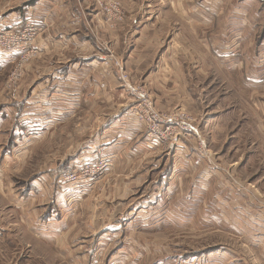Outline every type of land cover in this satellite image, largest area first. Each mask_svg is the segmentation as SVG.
<instances>
[{
    "label": "rangeland",
    "instance_id": "374dc122",
    "mask_svg": "<svg viewBox=\"0 0 264 264\" xmlns=\"http://www.w3.org/2000/svg\"><path fill=\"white\" fill-rule=\"evenodd\" d=\"M13 1L2 3L0 12L11 10L15 6ZM91 1L97 13L102 15L105 8L114 3L120 4L122 10V0ZM135 1L142 4L148 2ZM166 11L163 12L166 21L160 19L155 23L156 29L148 28L155 30V33L149 32L152 36L150 51L152 59L156 60L160 78H171L172 83L178 78L172 67L169 66L163 74L160 72L163 62L166 66L170 63L165 58L168 52L183 47L188 63L194 65L187 70L184 78L179 79L184 82V90L171 93L179 98V105L170 101L158 107L160 102L153 75L156 72L146 70L137 78L130 77V71L120 61L124 55L123 45L119 52L110 47L108 36L103 32L101 35L93 30V36L99 41L98 49L107 53L115 68L121 71L122 83L144 94L151 102L152 110L158 114L181 118L180 121L193 129V135L185 134L178 140L185 138L184 142L193 150L186 160L187 165L176 171L174 157H165V152L160 151L137 156L125 173L120 168L116 171V165L106 158L102 159L109 163V167L100 175L93 174L90 167L102 159L89 160L68 170L67 160L95 140L108 115L127 103H132L131 109L135 97L125 101L119 94L116 97L117 106L98 104L95 110L80 113L84 129H76V121L58 127L34 148L31 157L23 163L22 172H7L6 177L12 178V187L22 190L37 175L52 170L54 177L51 175L46 179L42 184L45 191L37 195L42 218H64L59 213V205L57 211L50 208L54 199L48 197L46 188L81 182L95 186L82 198L70 192L71 200L77 205L76 219L72 227L63 233L59 228L61 220L57 227L44 228L41 235L50 239L42 241L43 250L31 240L34 237L22 228L18 214L12 212L10 205L0 196V264H264V212L253 207L256 203H264V93L254 101L253 96L241 92L238 80V74L243 77L245 73H251L256 76L257 82H264V0H223L214 13V17L217 16L214 24L205 31L208 37L220 38L223 46L237 39V44L241 43L239 51L237 44L233 43V53L223 54L225 58H221L220 62L230 68L226 71L219 68L215 55L210 56L208 51L204 53L200 49L185 23L172 11ZM205 11L208 12L207 9ZM104 18L106 20V15ZM123 20L120 24L105 22L106 30L121 27L126 20L125 14ZM241 33L244 35L242 40L234 38ZM121 34L128 35L129 31L124 28ZM188 45L192 52L188 50ZM37 56L22 63V70L27 69L30 63L32 70L35 69L40 64L37 63ZM248 60L250 65L243 70L239 71L234 65L236 61L243 63ZM200 62L204 65L202 69ZM41 65H46V62ZM14 68L12 65L0 78V95L4 94L7 101L13 103L19 101L27 87V78L31 76L29 74L26 78L24 70L17 81V100L12 101L9 99L12 92L8 83ZM233 70L232 76L221 75ZM245 88L249 92L248 87ZM182 99L193 105V112L185 109L187 105L182 106ZM130 109L128 107L127 110ZM129 114L137 119L131 112ZM210 114L217 115L215 121L219 118L216 122L219 130L202 127ZM257 122H261L260 127ZM140 124L143 126V123ZM146 136L157 141L161 148L168 147V141ZM194 162L193 166L191 163ZM120 165H123L122 161L116 167ZM59 168L64 169L59 171ZM71 172L77 179L70 183L65 181V175ZM97 181L100 183L93 184ZM225 182L238 183V187L245 192H235L244 193L249 199L238 200L235 195L234 200H230ZM65 201L68 205V199ZM57 238L61 246H69L78 255L69 257L60 252L57 255L48 243L55 242ZM82 253H87V256L78 257Z\"/></svg>",
    "mask_w": 264,
    "mask_h": 264
},
{
    "label": "crops",
    "instance_id": "0c3cea01",
    "mask_svg": "<svg viewBox=\"0 0 264 264\" xmlns=\"http://www.w3.org/2000/svg\"><path fill=\"white\" fill-rule=\"evenodd\" d=\"M7 1L0 0V5ZM14 1L15 6L11 10L0 12V28L11 32H19L28 25L36 28L35 39L29 44V47L37 52L39 59H37V63L40 62V64L32 70L33 65L30 63L29 67L24 69L27 73L26 78L29 74L31 76H28L27 87L22 91L18 102H9L4 94L0 95V196L10 205L12 212L18 214L22 228L27 229L34 237H31V240L37 243V247L42 248V241H49L50 239L49 236L44 238L43 234L41 235L44 228L57 227L56 225L60 220L62 223L59 228L62 233L72 227V222L78 214L77 205L71 200L72 194L82 198L84 195L87 196L86 193L95 185L91 186L92 184L81 182L79 184L71 183L63 187L54 188L50 186L48 189L46 188L48 197L54 199L50 208L57 211V205H59V213L64 218H48L49 216L42 218L39 209L40 198L37 195L45 191L42 184L46 182V179L51 175L52 178L54 177L52 170L37 175L22 190L12 187V178L6 177L7 172L9 174L22 172V165L27 158L31 157L34 148L38 146L39 142L53 134L58 127L61 128L76 121V129H84L85 127L81 125L80 113L93 111L98 108L96 107L98 104L117 106L116 97L119 94L125 101L131 100L127 84L121 82V71L115 68L114 61L111 60L112 58H108L107 53L101 51L100 48L98 49L97 43L99 41L93 36V30L100 34L102 32L106 34L109 39L108 43L114 50L117 49L121 52L120 46L123 45L124 55L121 58L124 60L119 58L121 63L130 71V77L137 78L143 75L146 70L156 72L153 75L158 102H160L158 107H162L163 104L170 101L180 104L179 98L171 93L184 90V82L179 79L184 78L187 70L194 66L191 62L188 63L186 52L183 47H180L181 49L178 51L174 50L166 54L165 58L170 63L167 67L163 62L162 71H160L163 74L169 66L172 67L176 76L178 75L176 82L172 83L171 78L164 80L160 78L158 66L155 65L156 60L152 59L150 51L152 36L149 32L155 33V30H148V28L156 26L155 23L160 19L166 21L163 12L167 13L166 10H170L180 21H183L188 33L199 43L200 49L204 53L208 51L210 56L215 55L217 57L216 62L222 70L230 69L229 66H224L220 61L221 58H225L223 54L233 53L234 44H237L238 39L223 46L220 38L208 37L205 33L207 28L214 24L217 17H214V13L219 10L223 0H148L146 4L135 0H122L121 4L126 20L121 27L115 30L108 29V31L106 30L105 24L107 22L104 15L100 12L97 13L91 0ZM206 9L208 12L205 11ZM124 28L129 31L128 35L121 34ZM243 37L244 35L241 33V36L237 35L234 38L242 40ZM262 42L264 44V39ZM240 45L241 43L237 44L238 51ZM190 49L188 45V50ZM227 49L230 50L227 51ZM191 50L190 52H192ZM15 59L16 55L11 52L3 53L0 51V78H3L5 73L11 69ZM152 60L154 63H151ZM43 61L46 62V65H41ZM249 61H243V63L236 61L234 65L240 71L250 65ZM33 63L35 62L33 61ZM200 66L202 69L204 66L202 62H200ZM205 66L207 65L205 64ZM234 71L221 73V75L227 76L225 74H229L232 76ZM36 72H39L37 76L35 75ZM255 77L251 73H245L243 77L238 74L241 92L253 96L254 101L261 98L260 94L264 93V82L261 80L257 82ZM246 86L249 92H247ZM181 102L182 106L187 105V107L185 106L186 110L194 111L193 105L187 104L185 99H182ZM131 105L132 103H127L122 107L118 106L112 114L108 115L99 127L98 136L95 140L91 144H87L76 156L67 160L68 170L75 169L81 163L89 160L106 158L116 166L122 161L123 165L115 166L114 169L117 171L120 168L123 170L122 173H125L131 167L128 166L131 164L130 162L137 156L143 157L160 151L165 152V157L171 155L172 158L174 157L176 171L187 165L186 160L191 157L193 150L184 142L185 138L183 141L169 144L166 149L164 148L166 150L164 151L157 141L146 136L143 126L134 116L129 114L130 110L127 109L128 107L130 109ZM216 117V114L208 115L202 127L212 131L219 130L216 123L219 118L215 121ZM257 124L259 127L261 126V122H257ZM190 129L191 131L184 132L180 139L185 134L189 136V134L194 133L191 127ZM177 156L179 157L177 158ZM191 164L194 166L196 162ZM62 169L64 168H59V171ZM207 177L209 178V176ZM98 183L100 181L93 184ZM225 186L227 187L226 191L229 192L230 200H234L235 195L238 196V200L241 198L249 199L248 195L245 196L244 193L240 195L235 192V190L245 192L238 187V183L233 185L225 182ZM64 193L66 194L63 195ZM67 199L68 205L65 204ZM253 207L261 213L264 212V203H256ZM48 243L55 249L57 255L59 252L63 256L69 257L78 255L70 250L69 246H61L58 238L55 242ZM32 249L34 248L32 247ZM37 252L39 251L37 250ZM82 254L78 257L85 258L87 256V253Z\"/></svg>",
    "mask_w": 264,
    "mask_h": 264
},
{
    "label": "built area",
    "instance_id": "2783aa9c",
    "mask_svg": "<svg viewBox=\"0 0 264 264\" xmlns=\"http://www.w3.org/2000/svg\"><path fill=\"white\" fill-rule=\"evenodd\" d=\"M123 10V9H122ZM121 10V5L114 3V5L105 8L103 11L106 15V22L120 24L123 20L124 12ZM114 26V25H113ZM36 33V28L31 25L26 26L22 31L12 33L6 29L0 28V51L11 52L16 55L14 65V71L12 77L9 78L8 89L12 94L9 97L10 100L16 101L18 95L15 94L17 88V81L23 75L21 64L26 63L29 59L36 57L38 54L34 49L29 47V44L33 41ZM21 66V68H20ZM19 82V81H18ZM14 85L13 87H10ZM131 96L135 97L133 107L130 109L132 115L134 114L140 123H143V128L149 137L158 138L160 141L169 144L177 142L182 133L191 131L190 127H187L185 122L180 121L181 118L176 116H170L168 114L161 115L152 110L151 102L145 98L144 94L132 90L128 85ZM168 144V145H169ZM109 167V163L102 159L91 165V172L96 175H100L103 171H106ZM77 176L71 172L65 175V181L74 182Z\"/></svg>",
    "mask_w": 264,
    "mask_h": 264
}]
</instances>
